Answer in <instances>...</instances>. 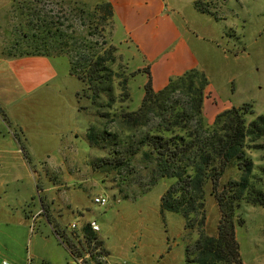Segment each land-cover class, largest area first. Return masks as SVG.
<instances>
[{
	"label": "rangeland",
	"instance_id": "1",
	"mask_svg": "<svg viewBox=\"0 0 264 264\" xmlns=\"http://www.w3.org/2000/svg\"><path fill=\"white\" fill-rule=\"evenodd\" d=\"M101 2L19 0L2 17L8 33L6 49L13 53L27 50L28 39L23 34L32 28L39 37L50 39L51 47L44 44L40 50L64 53L50 60L59 75L66 73L62 95L40 92L31 103L10 107L11 112L0 105V143L5 141L21 148L18 151L14 146L7 147L6 152H0V245L7 247V250L0 248V260L8 264L11 255L31 264V252L44 253L48 264H74L69 249L54 233L53 223L63 233L76 234L89 221H96L100 230L93 233L95 240L88 243L79 236V242L75 241L71 249L76 258H82L92 252L94 241L103 255L108 256L106 264L121 260L128 264H185L196 253L200 234L216 236L220 212L210 194L209 183L204 189L203 208L192 204L189 221L161 209L160 198L174 179L152 178L150 166L140 162L135 144L144 131L159 122L158 118L148 117V125L137 128L121 147L105 134L125 130L120 125L119 114L137 110L147 81L146 75L137 70L140 56L131 55L112 41V20L104 18L105 11L92 13ZM209 10L213 15L195 10L196 16L215 24L211 39L196 31L204 35L201 42L214 49L206 52L208 65L201 72L217 89L225 82L229 86V78L239 86L235 95L240 101L237 107L245 104L251 107L254 114L247 116L250 121L264 111V0H214ZM14 40L17 46L12 47ZM108 50H112L115 58L112 66L115 73L108 82L112 88L111 106H108V92L101 93L95 104L83 93L76 96L84 84L69 74L70 61L84 64L95 54ZM135 71L138 73L131 77ZM125 76L127 97L119 89ZM73 96L82 113L69 105L63 109L61 99L66 97L71 101ZM171 98L170 102H181L185 107L190 101L180 91ZM196 124L191 116L188 125ZM21 126L28 134V150ZM89 126L106 140L98 138L89 147L83 139ZM72 131L78 134L77 139L70 135ZM68 140L76 141L74 151L65 147ZM256 145L258 148L248 149L246 153L252 160L254 174L264 184V138ZM114 149L121 157H132L119 171L99 162ZM238 174L235 165L229 163L220 184L236 179ZM97 195L108 200L105 206L93 202ZM238 214L242 222L235 226V238L241 263L264 264V207L242 202ZM47 217L52 223L47 222ZM71 224H75L74 229L70 228ZM95 259L92 257L85 264H96ZM32 264L46 263L35 259Z\"/></svg>",
	"mask_w": 264,
	"mask_h": 264
},
{
	"label": "trees",
	"instance_id": "2",
	"mask_svg": "<svg viewBox=\"0 0 264 264\" xmlns=\"http://www.w3.org/2000/svg\"><path fill=\"white\" fill-rule=\"evenodd\" d=\"M194 8L199 12L213 15L208 5L200 1L194 2ZM102 10L105 11L104 18L111 21L113 17L111 4L103 1L93 8L92 13ZM27 32L23 34L28 39V49L22 50L24 54L45 56L64 54L60 51L50 54L46 50H40L44 44L47 48L50 46L48 44L50 39L48 41L46 36L45 39L39 37L32 28ZM40 39L43 41H41L42 45ZM51 44L55 49L54 40ZM114 62L112 50L95 54L93 59L86 60L84 64L77 62L76 65V62L70 61L69 74L84 84L76 96L83 93L95 104L101 93L108 92V106H111L113 100L112 95L109 94L112 88L108 82L115 73L112 68ZM136 73L138 71L131 73V77ZM126 83L128 79L125 76L119 83V89L124 97L128 95ZM207 86L205 75L197 70H190L181 76L169 79L166 86L157 91L152 89L148 79L143 86L144 94L137 110L122 111L119 114L120 125L124 126L125 130L117 129L116 133L105 134L112 143L115 142L116 146L121 147L131 139L137 128L148 125L150 121L148 117L158 118L159 122L144 131L135 144L136 154L139 153L140 162L150 166L152 178L174 179L160 198L161 209L178 214L186 222L189 221L192 204L196 203L199 208H203L204 189L209 183L210 194L215 198L220 212L216 236L200 234L196 243V253L185 260V264H242L235 238V226L242 222L238 214L240 204L245 202L264 207V184H261L260 177L254 174L252 160L246 153L248 149L258 148L256 142L264 138V111L248 121L247 116L254 114L249 105L232 107L218 113L214 121L208 125L202 115ZM177 91L190 100L188 104L186 103V107L182 106L181 102H170L171 96ZM191 116L197 122L192 127L188 125ZM86 132L85 140L89 147L94 146L98 138L106 140L103 134L95 133L93 126L87 127ZM131 158L119 156V152L114 149L111 150L109 157L98 161L102 166H110L119 171L130 162ZM229 163L235 165L239 172L238 177L220 184V178ZM90 165L96 168L94 162ZM262 172L264 174V167ZM47 222L52 223L48 217ZM57 226L53 223V231L69 249L73 259L76 256L71 248L74 247L75 241L79 242V236L88 243L91 239L95 240L94 234L87 225L81 227L76 234L63 233ZM92 252L90 258L95 259Z\"/></svg>",
	"mask_w": 264,
	"mask_h": 264
},
{
	"label": "crops",
	"instance_id": "3",
	"mask_svg": "<svg viewBox=\"0 0 264 264\" xmlns=\"http://www.w3.org/2000/svg\"><path fill=\"white\" fill-rule=\"evenodd\" d=\"M16 1L19 0H0V105L8 112H11L10 107L19 103L22 105L31 103L32 99L40 92L62 95L66 84V73L59 75L58 70L51 63L50 58L54 56L24 54L22 50L13 53L4 46L8 33L2 17ZM92 1L95 3L106 1L111 4L113 9L111 39L126 48L128 52L130 51L131 55L140 56L141 64L137 70L146 75L145 82L149 79L153 90L162 89L169 79L181 76L187 71L203 72L204 66L208 65L205 60V56L208 54L206 52L214 51V49L204 45L201 42L204 35L196 31L207 34L205 37L211 39L215 24L210 23L211 21L205 17L196 16L194 2L200 1L208 5L209 8L214 0ZM10 46H17L15 40L11 42ZM69 77L71 76L69 75ZM229 83V86L225 82L217 89L208 82L202 104V115L208 124L214 121L218 113L237 107L240 103L235 96L240 87L234 85L230 78ZM66 100V97L61 99L64 105L63 109L66 110V106L69 105L77 112L82 113L78 109V103L74 96L71 101L70 99L67 100L69 102ZM21 128L28 150V134L22 126ZM85 133L83 139L86 142ZM70 135L75 139L78 138L76 132L72 131ZM13 146L18 151L21 149L16 144L9 145L3 141L0 143V152H6L9 149L7 147L13 149ZM65 147L74 151L76 141L68 140ZM31 218L33 219V217ZM39 247L44 248L41 245ZM0 248L7 250V247L2 243ZM35 253L29 254L31 264L35 259L41 263H49L44 253ZM11 256L10 264H25L23 260ZM2 261L6 260H0V264ZM74 261V264H77L75 259Z\"/></svg>",
	"mask_w": 264,
	"mask_h": 264
},
{
	"label": "built area",
	"instance_id": "4",
	"mask_svg": "<svg viewBox=\"0 0 264 264\" xmlns=\"http://www.w3.org/2000/svg\"><path fill=\"white\" fill-rule=\"evenodd\" d=\"M93 202L99 206H105L107 204L108 200L105 197H103L102 195H97L93 198ZM87 226L89 227V230L94 234H96L100 230L98 223L94 220L89 221L87 223ZM70 228L74 229L75 224H71ZM91 244H93V246L91 245V247H93L92 251L96 255V259H95L96 264H106L108 256L103 255L101 247L96 246L94 244V241H92ZM88 259H90V253L85 254L84 257H82V258H75L77 264H85L86 260H88ZM1 264H8V262L2 261ZM115 264H128V263L124 260H121V261L116 262Z\"/></svg>",
	"mask_w": 264,
	"mask_h": 264
}]
</instances>
